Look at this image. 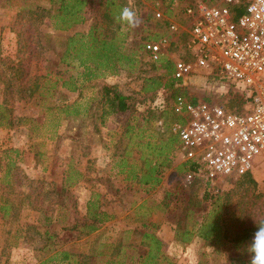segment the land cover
<instances>
[{
	"label": "rangeland",
	"instance_id": "1",
	"mask_svg": "<svg viewBox=\"0 0 264 264\" xmlns=\"http://www.w3.org/2000/svg\"><path fill=\"white\" fill-rule=\"evenodd\" d=\"M84 1L82 21L67 26L57 17L59 0H0V264H36L62 251L75 253L69 264H229L251 257L248 248L264 222V170L253 171L255 183L237 179L201 198L196 186L182 183L183 167L173 160L172 91L159 87L150 97L142 90L153 78L166 80L183 51V39L154 10L173 17L170 9L199 0H113L107 9L104 0ZM36 6L47 11L39 20L32 13ZM126 6L140 21L127 30L115 19ZM91 28L114 32L134 60L117 61L114 70L100 66L87 49ZM19 31L27 32L20 37ZM162 38L170 44L154 62L139 45ZM86 72L95 75L87 78ZM103 83L138 96L132 109L109 113L100 124L95 111ZM222 85L186 92L223 99ZM89 192H101L107 211L135 206L145 226L109 224L77 240L79 230H67L84 220ZM50 213H57L55 223ZM163 220L169 227L161 237L171 242L162 257L163 242L158 245L155 235ZM76 253L89 258L82 263Z\"/></svg>",
	"mask_w": 264,
	"mask_h": 264
},
{
	"label": "built area",
	"instance_id": "2",
	"mask_svg": "<svg viewBox=\"0 0 264 264\" xmlns=\"http://www.w3.org/2000/svg\"><path fill=\"white\" fill-rule=\"evenodd\" d=\"M181 14L178 20L154 10L183 39L171 69L182 89L170 105L173 160L183 167L182 183L210 198L256 168L264 170V0H199ZM169 44L149 40L143 49L157 62ZM217 84L227 88L223 99L186 92ZM235 91L243 95L239 104L230 102Z\"/></svg>",
	"mask_w": 264,
	"mask_h": 264
},
{
	"label": "trees",
	"instance_id": "3",
	"mask_svg": "<svg viewBox=\"0 0 264 264\" xmlns=\"http://www.w3.org/2000/svg\"><path fill=\"white\" fill-rule=\"evenodd\" d=\"M59 8L57 9V17L60 18L61 20H65L67 22V26H69L72 23H79L82 21V15H81V10H82V5L84 4V0H59ZM89 1V0H88ZM72 2V4L70 3ZM113 4V0H104L102 7L105 9L109 8L110 5ZM181 9L182 6L178 7L177 9H170L169 13L176 19L178 20H183L182 14H181ZM32 13H34L35 19L38 18L41 19L40 17H43L44 14L42 13H47L46 9L43 7L36 6L33 10ZM41 15V16H40ZM105 17L108 16V12L105 13ZM159 21L155 19V25H157ZM150 24V23H148ZM165 25V23H164ZM25 32L27 31H22V34L24 35ZM18 36L22 37L21 31H19ZM122 35V33L120 32ZM87 35L90 38V45L87 47V49L93 54L95 58H97L99 61V65L102 66L103 68H113L112 70L115 69V63L117 61H122L123 59H130L134 60L133 52L130 53V55H126L123 51V39H118L116 40L117 37H115L114 32H109V33H102V32H97L94 30V28H91L90 31L87 33ZM78 36V34H74L72 36L67 37L68 42H71L74 40V38ZM86 34H81L80 37H85ZM80 41V40H79ZM80 46H84V43H80ZM18 45L21 46V44ZM140 48L143 49V43L139 45ZM94 47L95 52L93 53L92 48ZM158 60L157 62H159ZM83 63V62H82ZM21 64V63H20ZM162 66L166 67L167 70L170 69L168 64H163ZM22 67V64L20 65V68ZM87 78H90L91 76H94V73L86 72ZM166 80L159 81L153 78L151 84H145V88L142 90L145 92L144 96H150L153 97L156 90L159 87H164L172 91L171 95V101L173 97L176 94H179L182 92L179 87L175 85V80L172 78L171 74L168 76H165ZM230 102L232 104H239L243 100V95L239 94L238 91L235 92H230ZM99 94L100 98L97 100L96 107V119L100 121V124L104 123V117L105 115L112 113L114 111H120V112H127L130 109L133 108L135 104V96H138L137 93L134 94H122L118 92L113 85L109 84H102L100 89H99ZM95 107V108H96ZM241 181L248 182V183H255L251 177V175H245L242 178H240ZM193 187V186H192ZM7 202V200H6ZM3 209L7 211L8 207L7 205H3ZM213 224H208L207 226H212ZM46 234V232H44ZM204 237H207V233L203 234ZM248 236H243V239H246ZM235 238L234 240H242ZM250 255L252 257V253L250 252ZM251 257H242L239 259H236L229 264H251Z\"/></svg>",
	"mask_w": 264,
	"mask_h": 264
},
{
	"label": "crops",
	"instance_id": "4",
	"mask_svg": "<svg viewBox=\"0 0 264 264\" xmlns=\"http://www.w3.org/2000/svg\"><path fill=\"white\" fill-rule=\"evenodd\" d=\"M100 193L89 192L88 196L85 195V200H84L83 205H84V210L86 208V212L80 214L82 216V218H84V220H81L80 222L73 221L75 223H72V225H71L72 230H67V232L74 231V230L76 231V229L79 230L77 235H76L77 240H79L82 237H88L90 235L94 236V235L98 234V232L103 227L108 226L109 224H111V225L117 224V226L121 225V226H126V227H128V225H129V228H132V230L139 229L140 226L141 227L145 226L143 222L140 225L139 220H140V214H142V213H135V211H134L135 206H134V208L130 206V210H128L125 213H114L113 211H107L106 207L100 203L101 201H99V200L103 201V199L101 198V195H99ZM93 208L96 211L90 212V209H93ZM88 209H89V211H88ZM100 210H105V212L101 213ZM130 212H132V213H130ZM41 214H42L44 221L49 219L48 214H45V213H41ZM57 216H58L57 213L51 214V217H50L51 222L55 223ZM167 223L169 224V222H167ZM167 223L163 220V222L160 224V227H161L160 231H162V232L160 233V231H159L155 235L160 240V242H157L158 245L161 242H163L161 245V248H160V250H161L160 256H162L164 254L163 253L164 250L167 249V246L170 245L169 243L171 242V241H169L170 239H168L166 237L167 242L165 244L164 238L161 237V235L165 231V229L169 227V225ZM78 227H81V228H78ZM84 227L86 228L85 230L83 229ZM49 237H52V235ZM96 238H97V236L94 239H96ZM94 241H96V240H94ZM91 243H93V241ZM93 247H94V245L90 246V248H92V249H93ZM186 248L187 247H185V249ZM118 249H115V250H118ZM74 254L75 253H71L69 251H67V252L62 251V253L60 254L61 256L58 258V256L55 253H52L50 255V257L43 259L36 264H69V260H70L71 256H74ZM76 254L79 256L78 260L82 263L85 262L87 260V258H89V255L85 256L83 253H76ZM138 258H143L142 260H145L146 256L140 257L138 255ZM73 264H76V263H73Z\"/></svg>",
	"mask_w": 264,
	"mask_h": 264
},
{
	"label": "clouds",
	"instance_id": "5",
	"mask_svg": "<svg viewBox=\"0 0 264 264\" xmlns=\"http://www.w3.org/2000/svg\"><path fill=\"white\" fill-rule=\"evenodd\" d=\"M115 19L117 23L126 26L125 30L135 28L140 22L137 12L130 6L120 9ZM248 251L252 253L251 264H264V222L258 226V230L254 233Z\"/></svg>",
	"mask_w": 264,
	"mask_h": 264
}]
</instances>
